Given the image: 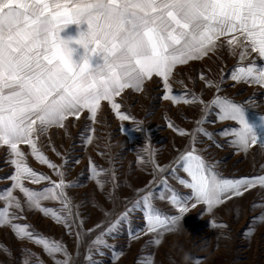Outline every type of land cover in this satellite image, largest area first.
Segmentation results:
<instances>
[{"label": "snow or ice", "instance_id": "snow-or-ice-1", "mask_svg": "<svg viewBox=\"0 0 264 264\" xmlns=\"http://www.w3.org/2000/svg\"><path fill=\"white\" fill-rule=\"evenodd\" d=\"M73 24H86L87 30L80 31L77 38H62L61 32ZM221 37L226 39L220 42ZM225 43L232 54L239 50L241 61L249 49L264 59V0H0V146L7 147L10 163L15 167V174L10 177L15 182L11 188H18L24 195L22 204L10 189L0 194V200L5 201L0 208V225L18 218L17 213L9 212L10 208L23 211L27 206L51 214L57 223L71 230L76 220L72 202L64 191L69 185L63 172L38 146L41 136L50 128H65L69 117L78 120L85 110L95 122L102 101L108 102L119 120L132 119L120 111L121 104L115 102V97L126 89L143 91V85L153 76L163 81L166 90L163 99L178 103L182 97L169 94V81L177 65L202 59ZM71 45L83 48L80 62L73 59L77 49ZM94 57L97 58L95 67L92 66ZM200 78L205 79L203 74ZM230 79L264 87V65L238 66ZM206 86L211 87L212 81H206ZM216 88L219 91V85ZM190 95L183 103L197 102L198 98ZM211 103L218 111L219 120L237 123L238 128L231 132L233 146L244 152L257 143L264 146V136L257 137L243 105L219 96ZM168 127L181 136L188 135L171 122ZM203 134L210 138V134ZM91 140V136L87 137L88 143ZM21 144L28 145L31 155L55 170L60 179L52 181L29 167ZM138 163L143 161L138 159ZM149 163L154 172L175 173L182 168L191 178V182L178 178L180 184L192 190L190 197H180L173 191L170 198L173 205H179L181 214L188 211L184 206L188 199L207 205L208 212H212L225 200L242 196L257 185L264 187V175L234 180L221 178L194 146L177 158L175 167L165 169L155 159ZM93 174H100L95 167ZM23 180L32 184L48 181L49 186L33 190L24 186ZM46 200L58 201L60 209L42 207V201ZM141 206L147 232L170 230L182 218L162 215L154 207L149 191L108 232ZM11 226L18 237L43 245L50 255L62 253L64 259L56 264H71V256L62 243L34 236L28 225L13 223ZM217 226L226 227L214 222L213 227ZM76 235L79 239V232ZM103 235L102 232L96 237L94 246L106 245ZM154 243L159 245L161 240L157 238Z\"/></svg>", "mask_w": 264, "mask_h": 264}, {"label": "rangeland", "instance_id": "rangeland-1", "mask_svg": "<svg viewBox=\"0 0 264 264\" xmlns=\"http://www.w3.org/2000/svg\"><path fill=\"white\" fill-rule=\"evenodd\" d=\"M238 53L239 50L232 54L221 46L202 59L177 65L169 81V94L181 96L178 103L163 99V81L155 76L143 91L115 97V102L121 104L120 111L132 117L128 121L119 120L105 101L95 122L87 111L78 120L69 117L65 128H50L38 146L64 174L69 185L64 191L72 202L76 223L69 230L51 214L38 209L10 208L9 212L17 213L18 218L0 225V264H25L26 260L29 264H56L64 259L62 253L50 255L43 245L18 237L13 223L28 225L34 236L62 243L71 256V264H196L197 260L199 264H264V187L257 185L242 196L225 200L212 212H208L207 205L188 199L184 202L188 211L181 214L179 205H173L170 198L173 191L180 197H190L192 190L180 184L179 179L191 182V178L182 168L175 173L154 172L149 163L155 159L165 169L175 167L177 158L194 146L221 178L264 175V148L250 146L244 152L233 146L231 132L238 128L237 123L219 120L211 103L219 96L243 105L250 123L257 113L263 112V90L230 79L234 68L240 67ZM201 74L205 79L200 78ZM206 81H212V86H206ZM190 94L198 98L197 102L183 103V99L191 98ZM169 122L188 135L174 132L168 127ZM89 136L91 143L87 142ZM20 149L34 171L52 181L60 179L55 170L31 155L28 145L21 144ZM138 159L143 163H138ZM93 167L99 175L93 174ZM14 174L7 147L0 146V194L10 189L23 204V193L11 188L15 182L10 177ZM23 184L33 190L49 186L48 181L32 184L23 180ZM149 191L154 207L162 215L182 217L175 226L147 232L141 206L109 233L108 228ZM4 205L5 201L0 200V208ZM41 206L57 210L61 207L55 200L42 201ZM214 222L226 227H213ZM102 232L106 245L94 246L93 241ZM157 238L161 240L159 245L154 243Z\"/></svg>", "mask_w": 264, "mask_h": 264}, {"label": "crops", "instance_id": "crops-1", "mask_svg": "<svg viewBox=\"0 0 264 264\" xmlns=\"http://www.w3.org/2000/svg\"><path fill=\"white\" fill-rule=\"evenodd\" d=\"M87 30V25L86 24H80V25H69L67 28H65L62 32H61V37L67 39L68 37H73V38H77L78 34L80 31H86ZM226 38L221 37V41L223 42ZM219 43V42H218ZM72 47H75L77 49V51L73 54V59L76 60L77 62H80V56L83 55L84 50L83 48H81L80 46L77 45H71ZM225 48H229L226 43L223 45ZM96 59L97 58H93L92 61V66L95 67V63H96ZM102 62V61H100ZM257 64V65H264V59L260 58L258 53H252L251 50L249 49L246 57L243 61H239L240 67H247L250 64ZM155 77V76H153ZM150 80L146 81L145 84L143 85V87L145 85H147L149 83ZM244 82V81H243ZM248 84H252V85H256L257 87H260L263 90V95H264V87H261L258 84L252 83V82H246ZM125 92H134L131 89H126L123 93ZM121 94V95H122ZM105 102V101H102ZM101 102V103H102ZM263 112H261L260 114L257 113V116L253 118V120L251 121V123L255 126V130H256V134L257 137L259 138L260 136H264V98H263V106H262ZM84 112H87V110H85ZM252 148H257V147H261L262 150L264 148V146H261L259 143H257L256 145H252ZM255 177V176H253ZM243 178V177H241ZM240 179V178H239ZM194 202H196L193 199Z\"/></svg>", "mask_w": 264, "mask_h": 264}, {"label": "clouds", "instance_id": "clouds-1", "mask_svg": "<svg viewBox=\"0 0 264 264\" xmlns=\"http://www.w3.org/2000/svg\"><path fill=\"white\" fill-rule=\"evenodd\" d=\"M188 257L186 256L185 259H187Z\"/></svg>", "mask_w": 264, "mask_h": 264}]
</instances>
